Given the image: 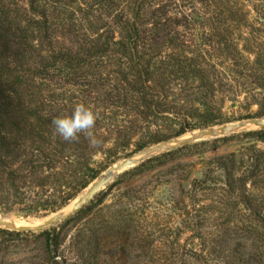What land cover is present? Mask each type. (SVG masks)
<instances>
[{"label": "rangeland", "instance_id": "1", "mask_svg": "<svg viewBox=\"0 0 264 264\" xmlns=\"http://www.w3.org/2000/svg\"><path fill=\"white\" fill-rule=\"evenodd\" d=\"M64 1L74 6L66 7L68 13L77 6L72 0ZM115 1L114 9L106 7L105 10L101 9L103 0H93L92 21L99 32L108 27L117 29L113 16L122 8L132 11L134 5L141 3L144 9L151 11L157 2L170 4L169 14L179 16L184 24L178 28L180 41L184 42L180 47L188 57L202 62L209 77L205 84L215 91L212 98L205 97L206 87H203L202 93L196 89L202 84L200 79L191 74L181 77V72L170 74L173 68L169 63H174L175 59L168 56H172L175 49L166 43H153L152 71L159 67L162 72L165 71L162 67H168L166 78L162 79L167 88L166 103L185 107L199 106L198 103L203 104L200 106L215 104L222 107L230 121L197 128L148 145L142 150L151 147H158V150L117 173L86 204L50 226L41 228L43 224L26 226L20 223L42 220L59 209L41 216H26L20 210L0 212V218L11 226L37 227L33 233L8 237L12 244L10 253L0 258V264H73L78 261L81 247L88 240L93 248L99 241L107 242L110 254L102 255L100 264H264V182L254 185L248 181L236 192H230L220 166L222 155L240 152L254 142L253 138H221L264 129L251 123L240 129L229 126L256 120H236L235 117L240 113L255 112L257 103L254 101L251 107L245 108L246 98L255 100L257 93L264 90V0H179L176 9L175 4L170 2L176 0ZM7 2L28 7V0ZM151 6L153 8L149 9ZM141 20L153 21L147 16ZM63 21H67L64 16L57 19L58 39L72 46L70 37L63 35L66 30L61 31ZM73 40L79 41L80 37ZM132 58H126V64L120 66L122 61L119 57H112L110 65L103 68L108 82L99 83L97 80L93 86L81 87L66 85L62 78H56V84L51 86L32 87L29 91L32 95L27 100L34 106H44L45 110L49 109V102H53L56 108H63L66 105L75 107L79 98L91 102L96 100L103 111V106H110L116 100L113 87L128 89L132 86L130 83H135L133 75L137 73L134 68L137 60L135 56ZM163 59L168 65H163ZM137 67L142 69V74L145 73L146 65ZM159 76L158 72L151 75V83L161 81ZM126 77L128 79L124 81L122 78ZM80 88L93 92L92 96L81 93ZM112 117L102 124L105 126L100 130L103 135L101 140H97L100 145L94 151L85 153L82 171L76 175L71 172L67 176V186L72 182L75 187L65 189L71 193L78 191L68 204L83 196L116 163L137 152V143L146 134L167 137L180 127L176 120H172V113L152 112L147 115L148 126L144 124V127L138 128L129 139L126 126H123L128 118L125 109ZM261 118L264 117L257 119ZM204 130L218 131L196 138ZM258 146L263 147L264 143L258 142ZM149 158L153 160L139 172L134 171ZM244 171L245 168L239 165V175ZM86 182H89L88 186L81 189ZM241 192L247 197L241 196ZM82 207L85 209L82 219L66 226L59 255L51 257L46 252L47 233L41 232H52L53 227L59 229L68 217ZM0 227L17 229L2 224Z\"/></svg>", "mask_w": 264, "mask_h": 264}, {"label": "trees", "instance_id": "2", "mask_svg": "<svg viewBox=\"0 0 264 264\" xmlns=\"http://www.w3.org/2000/svg\"><path fill=\"white\" fill-rule=\"evenodd\" d=\"M103 1L100 8L105 10L106 7L112 10L117 4L115 0ZM170 2L175 4V9L178 8L179 0ZM72 3H77V6L68 13L66 7H72L73 4L64 0H28V7L0 0V212L20 210L24 211L26 216H41L66 206L78 193L77 190L71 193L65 189L75 187L72 182L67 186V176L71 172L73 175L80 173L85 153L94 151L96 146L100 145V141L92 145L83 133L72 141H65L57 135L53 119L69 115L74 105L56 108L53 102H49L48 110H45L44 106H34L27 100V97L32 95L29 93L32 87L46 84L51 86L56 84V78H62L66 85L71 86H93L97 80L99 83H105L108 78L104 77L103 68L110 65L112 57H119L122 66L126 64V58L135 56V83H130L132 86L128 89L122 86L113 87L116 100L111 102V107L103 106L102 111L96 100L91 102L81 98L76 103H84L99 113L92 130L97 140L102 138L100 130L105 127L102 125L104 120L112 119V116L119 114L122 109H125V115L128 117L123 126H126L129 139L138 128L144 127V124L148 126L147 115L152 112H170L173 115L172 120H176L180 125L167 137L146 134L138 141L136 151L145 149L150 144L178 137L187 131L230 121L222 107L215 104L200 106L203 104L198 103L199 106L195 104L185 107L170 106L166 103L167 88L162 79L166 78L168 67H162L165 68L162 72L159 67L152 71L153 43H166L175 49L173 57L168 56L175 59L174 63H169L173 68L169 71L170 74L181 72V77L185 78L191 74L200 79L202 84L196 89L202 93L203 87H206L208 91L203 93L205 97L212 98L215 91L205 84L209 77L204 72L202 62L188 57L180 47L184 42L180 41L181 33L178 28L184 24L179 16L169 14L170 4L157 2L151 11L144 9L141 3L134 5L132 11L122 8L113 16L117 29L108 27L99 32L92 21L93 0H72ZM152 8L153 6L149 7ZM62 16L67 21H63L61 31L66 30L63 35L70 37L68 39L72 46L58 39L57 19ZM143 16L151 17L153 21L144 22L141 20ZM74 37H80L81 42L73 40ZM162 63L168 65L164 59ZM140 64L146 65L144 74L142 69L137 67ZM156 72L161 74V81L154 80L155 84H152L151 75ZM122 79L125 81L128 78ZM80 92L89 96L93 93L84 88H80ZM38 93L40 94L41 90ZM257 95L255 100L246 98L244 107H251L255 101L258 109L255 112L240 113L235 117L236 120L264 117V90ZM142 114H145L144 117ZM154 123L157 126V123ZM117 128L119 129L118 126ZM233 137L254 139L250 147L220 157L225 185L234 193L248 181L254 185L264 182V146H258V142L264 143V129L244 131L221 139ZM152 160L153 158H149L142 162L134 171L139 172ZM239 165L245 168L242 175L238 172ZM88 184L89 182L83 184L81 189ZM240 195L247 197L244 192ZM84 212L82 207L68 217L59 229L53 227L52 232H41L47 233L46 252L51 257L59 255L63 244V230L69 223H77L82 219ZM33 232L34 229L0 227V258L10 253L12 244L9 236ZM106 245V241H99L97 247L93 248L89 240L86 241L81 247L78 261L73 264H100L102 255L110 254Z\"/></svg>", "mask_w": 264, "mask_h": 264}, {"label": "water", "instance_id": "3", "mask_svg": "<svg viewBox=\"0 0 264 264\" xmlns=\"http://www.w3.org/2000/svg\"><path fill=\"white\" fill-rule=\"evenodd\" d=\"M250 123H257L258 126H260L261 128H264V118L256 119V120H252V121H242L238 124H231L229 126L231 129H240V128L246 127ZM217 131L204 130L196 138H202L205 135H211V134L216 133ZM156 150H158V147L157 148L151 147V148L146 149V150L137 151V152L131 154L128 158L124 159L123 161L116 163L112 168H110L107 171V173L105 174V176L103 178H101L100 180L95 182V184H93L91 186V188L87 194L83 195L81 203L78 206L73 207L66 215H64V213H65L67 206L69 204L64 206L63 208L59 209V211H57L54 214L46 217V222H45L44 226H42L41 228L55 224L56 222L64 219L65 217L69 216L70 214H72L79 207L86 204V202L89 199L93 198L97 193H99L103 189V187L106 186L117 173H119L120 171H122L128 167L135 165L139 160L143 159L145 156L149 155L150 153H152L153 151H156ZM0 224L8 225V224H6V221L3 218H0ZM29 229H36V228H29Z\"/></svg>", "mask_w": 264, "mask_h": 264}, {"label": "clouds", "instance_id": "4", "mask_svg": "<svg viewBox=\"0 0 264 264\" xmlns=\"http://www.w3.org/2000/svg\"><path fill=\"white\" fill-rule=\"evenodd\" d=\"M99 113L84 103L77 104L69 115L59 116L53 119L55 132L65 141L78 139L83 133L92 145L98 141L93 133Z\"/></svg>", "mask_w": 264, "mask_h": 264}, {"label": "bare ground", "instance_id": "5", "mask_svg": "<svg viewBox=\"0 0 264 264\" xmlns=\"http://www.w3.org/2000/svg\"><path fill=\"white\" fill-rule=\"evenodd\" d=\"M251 124H255V125H257L258 126V124L257 123H251ZM91 188V187H90ZM90 188L87 190V192L85 193V194H87L88 192H89V190H90ZM82 197L83 196H80V197H78V199H76V200H74L71 204H69L68 206H67V209H66V211H65V213H64V215H66L73 207H76V206H78L80 203H81V200H82ZM25 219V218H24ZM18 221V220H17ZM45 222H46V218H44V219H42V220H39V221H28V222H21L20 223V225H26V226H36V225H42V226H44V224H45ZM6 224H8L7 222H6ZM5 226H9V227H13V228H19V227H16V226H11V225H5ZM41 226V227H42ZM30 228H37V227H30ZM20 229H29V228H20Z\"/></svg>", "mask_w": 264, "mask_h": 264}]
</instances>
